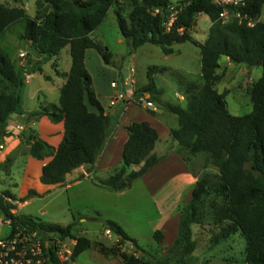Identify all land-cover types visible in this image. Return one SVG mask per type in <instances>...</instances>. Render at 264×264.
<instances>
[{"label": "trees", "instance_id": "obj_1", "mask_svg": "<svg viewBox=\"0 0 264 264\" xmlns=\"http://www.w3.org/2000/svg\"><path fill=\"white\" fill-rule=\"evenodd\" d=\"M44 4L49 6V12L42 10ZM123 5L118 0H38V13L32 18L24 8L0 3V36L14 24L25 22L22 38L35 45L41 55L56 57L63 49H70L72 65L60 91L59 104L31 113L32 117L46 116L53 123L63 121L65 127L57 149L34 135L30 138V155L40 161L50 159L42 169L40 182L48 187L62 186L71 173L81 166H95L100 157L113 116L105 113L96 96L85 56L88 49H96L105 64H111L112 54L92 35L103 24L108 12L116 7L120 31L130 41L132 52L151 44L171 55L174 45L187 42L202 51L200 82H179L186 107L162 100L163 91L157 88L152 76L164 68H149L150 83L136 92V96L150 95L151 101L177 117L178 127L171 130V136L178 143V153L183 161L188 164L193 158L205 155L218 169L217 174L206 172L197 179L189 202L180 208L178 235L164 255L155 257V263H192L197 248L192 227L204 223L208 214L219 227L211 239L212 247L240 232L246 239L245 264H264V22L260 20L264 0H249L244 10L256 21L254 27L237 20L222 24L219 20L221 9L211 0H191L169 33L163 30V18L152 14V9L165 5V1L131 0L128 21L123 16ZM201 14L208 15L213 23L204 44L196 42L190 34ZM179 28H185V31L181 34ZM222 57L235 64L263 69L262 76L249 90L253 111L248 115H232L227 106V94L216 89ZM0 79L8 84L7 91L0 92L1 141L9 135L10 117L19 110L20 90L24 83L22 73L16 71L1 46ZM127 132L129 138L124 146L122 165L112 176L97 184L109 191L121 192L130 188L134 181L147 176L163 160L154 153L159 134L149 123H131ZM133 167L139 169L132 170ZM38 195L30 190L28 197ZM26 200H19L10 191L0 192V216L12 221L14 232L19 227L60 239H74L73 261L94 246L91 240L75 236V222L68 226L47 224L32 216L12 212L16 210L15 203ZM106 226L120 238L121 245L130 242L136 251L145 252L117 222L108 221ZM153 237L157 244H163V231L155 232ZM100 251L105 256L119 255L127 264H154L151 260H137L122 254L117 248L101 247ZM49 258L53 264H60L52 249Z\"/></svg>", "mask_w": 264, "mask_h": 264}, {"label": "rangeland", "instance_id": "obj_2", "mask_svg": "<svg viewBox=\"0 0 264 264\" xmlns=\"http://www.w3.org/2000/svg\"><path fill=\"white\" fill-rule=\"evenodd\" d=\"M36 0H0V3H9L13 6H26L29 13L34 9V3ZM123 16L129 20L131 0H123ZM116 7L110 10L109 15L106 17L103 24L95 30L93 38L106 47L112 54L111 64L107 65L110 69L121 71L125 63L129 66L128 58L132 55V46L129 40L124 38L121 33L118 19L115 13ZM260 20L264 22V6L262 8ZM23 25H16L13 31L8 34H14V30L23 31ZM16 33V32H15ZM12 38L16 39V37ZM122 40V44L118 40ZM23 44V41H20ZM180 48L181 54L171 57L168 62H161L160 56H152L146 54V49L139 51L138 59L140 63H167L168 65L178 66L183 69H196V57L195 47L187 43L185 45H176ZM9 54H13L15 48L13 45L7 47ZM158 50H161L160 48ZM102 58V57H101ZM103 60V59H102ZM241 65L235 64L232 68L222 67L221 71L225 73L226 87L229 88L228 95H230L228 109L234 116H244L252 113L253 104L251 102L249 90L251 86L262 76V67H252L254 72L253 76L248 78L245 76V72H240L239 68ZM244 68V67H242ZM146 71L144 69H138V74L135 76L138 83L145 77ZM183 73V72H182ZM108 75V74H107ZM125 75V71H123ZM184 75L181 72H171L169 75V82L174 81L179 85L181 80L184 81ZM193 80L196 82L194 76ZM109 80L114 79L120 81L119 73L116 77L108 76ZM251 78L253 81H251ZM221 81V77H220ZM200 82V81H199ZM167 84V83H166ZM180 86V85H179ZM167 96L172 95L171 88L166 85ZM227 97V96H226ZM227 101V100H226ZM182 107H186V103L180 104ZM33 132L25 131L23 138V147L29 144ZM6 137V136H5ZM0 141V145H4L7 142L6 138ZM10 145V144H9ZM3 149H0L2 151ZM24 160H17L12 166L11 179L5 174L8 171L6 166H0V192H4L7 188L18 197L20 189L13 187L16 184L22 187V180L24 174L25 163ZM11 162V161H10ZM191 171L197 176V179L204 175L206 172L217 174L218 169L211 165L208 161L207 156L199 155L193 158L188 164ZM3 169V170H2ZM133 170V169H132ZM115 170L110 172H101L96 175L91 174L90 171L84 173V176H89L91 180H84L80 186L74 187L71 190H64L62 187H54L48 192L43 194L41 198L30 197L28 201L30 203L25 206V202H17L16 210L19 206H24L22 210H18L19 216H32L47 224H56L61 226H68L75 222L76 227L74 234L77 237H85L94 244V246L85 252H83L75 261L70 256L69 260L64 258L62 264H123L121 257L108 254L103 255L101 253V247L117 248L122 254L131 256L133 249L130 247V242L121 245L120 238L111 234L106 235L105 230L107 229L106 223L108 221L117 222L123 227L126 233L135 239L143 250L144 253L140 252V259L151 260L156 264L155 257L162 256L167 251V247L172 242L171 235L168 237L166 244L159 245L154 239V233L162 231V216L161 213L167 203L172 201L177 192L182 190L183 193H187V188L182 187L181 184L171 183L168 185H160L161 179H166L165 176H161L158 171L152 173V175L136 180L132 183L131 187L121 191L113 192L103 187L96 188L94 184L102 180L108 179L114 174ZM32 177L29 178V182L32 184L36 183V177L38 173L32 172ZM150 181V183H148ZM17 182V183H16ZM164 200L169 202L163 203ZM210 201L206 202L208 205ZM206 209H208L206 207ZM12 211L17 214V211ZM210 214V213H209ZM2 217V216H0ZM85 218L86 221L81 224L80 219ZM193 239L196 242L197 248L192 255V263L190 264H245L246 262V239L238 232L231 237L228 241H225L215 247L211 246V239L219 231V227L214 223L212 217L207 214L204 223L199 225H193ZM11 232V228L6 222H0V241L5 240ZM169 233V232H168ZM169 235V234H168ZM73 239L68 238L64 241L63 251L74 247ZM147 263V262H145Z\"/></svg>", "mask_w": 264, "mask_h": 264}, {"label": "crops", "instance_id": "obj_3", "mask_svg": "<svg viewBox=\"0 0 264 264\" xmlns=\"http://www.w3.org/2000/svg\"><path fill=\"white\" fill-rule=\"evenodd\" d=\"M37 1L38 0L35 1L34 9L30 13L26 6H13L9 3H5L3 5L12 8H24L27 14L34 18L38 13ZM42 10L49 12L50 8L47 4H44ZM109 13L110 11L108 12L107 16ZM18 24L24 26L23 31L18 32L14 30V34H8L10 31H13L14 27H16ZM212 25L213 23L208 15H199L190 31L192 38L199 44H204L209 37V32ZM24 32L25 22H19L9 27L4 32V34L0 36V46L7 53L16 71L22 73L24 82L20 90L19 110L16 114H13L10 117L8 122L9 135L5 137L7 142L4 145V149L0 151V166H6V161L9 159V163L6 167L8 168V171H6L5 174L10 177L12 173V166L17 162V160L25 159L22 187H19L18 184L13 186L20 189L18 197L11 191V187L7 188L5 191H10L19 200L26 198L27 200L24 203L26 206L30 203V201H28V194L30 190H34L39 194L38 196L32 198H41L43 194L54 187L44 186L40 182L42 169L50 161V159L47 158L42 161L34 159L30 155V145L27 144V146L23 147V134L25 131L33 132L34 138L35 136L38 137L55 149H57L61 144L65 133L64 122L61 121L59 123H53L46 116L32 117L31 113L38 111L42 107L59 104L60 91L67 81V74L70 72L72 60L69 47L63 49L60 55L56 57L41 55L37 51L35 45L25 41L22 38ZM10 35L16 37V39L12 38ZM20 41H23V44L21 43L20 45ZM118 41L120 44H122L121 39ZM187 43L193 45L190 42ZM187 43L177 45H185ZM10 45H13L15 48V51L12 55L9 54L7 50V47ZM193 47L196 49L194 54L197 62L196 69L194 70L183 69L178 66L168 65L167 63L149 62L142 64L138 59L139 51L146 49L144 50L146 51V54L158 56V54L161 53V55H164L160 56V60H162L161 62H168L171 60V57L181 54L180 48H177L176 45H174V53L171 55L164 54L160 47L151 44H147L136 52L132 53V55L127 57L128 59L126 60L128 61L129 66L135 68L136 75L138 74L139 68L146 71L145 77L140 84L138 83L137 79H135L133 85L134 90L136 92L141 91L150 83L148 78V70L149 68L156 66L160 69H165L163 71H157L152 76L153 82L157 88L163 91L162 100L174 105H180L183 102L186 103V98L181 92L179 85L174 81L169 82V75L171 72L179 71L182 75H184L183 77L185 78L183 79L186 81L195 82L191 76L195 77L197 80L196 82L201 80L202 51L198 46L193 45ZM159 48L161 50H158ZM23 53L27 54L25 60H22L20 57V55ZM219 64L220 68L217 71V74L221 77V81L217 83L216 89L219 93H228L229 88L226 87V84H224L227 79L224 78L225 73L221 71V68H232L235 63L231 62L227 57H222L219 61ZM85 65L92 77L94 91L99 102L101 103V106L103 107L106 114L113 116V119L109 129L107 130V139L105 145L95 166H81L67 177L64 185L58 187H62L66 191L71 190L74 187L80 186L84 180H91L89 176H84V173L87 171H90L93 176L101 172H110L111 170L119 168L122 165L124 146L129 138L127 127L131 123H149L154 129L157 130L159 134V140L156 144L154 153L158 157L163 158V160L147 176H150L152 173L158 171L161 176L166 177V179H161L162 181L160 185L165 186L171 183H178L181 184L182 187L187 188L186 194L180 190L177 192V195L172 201H163L164 204L166 202L169 203L166 204L161 213V228L163 229L162 231L165 235L162 245L166 244L168 237L171 235L173 239L171 244L167 247L170 249L178 235L180 208L189 202L194 185L197 182V176L191 171L187 163L183 161L181 155L178 153V143L174 141L171 136V130L178 127V119L175 115L165 111L158 104L151 101L150 95L146 94H144L145 97L147 100L155 104L156 110L135 105L129 100L122 102L115 107H111L110 101L116 92V89H113L111 84L116 80H109L108 76L116 77L119 73L121 81L125 76L123 75L124 68L127 66L124 63L120 72L116 71L115 69L108 68V66L104 64L100 54L96 49H88L86 51ZM238 65H241V68H239L240 72H245L247 81L248 78L256 73L254 72L255 70L247 67L244 64ZM251 81H253L252 78ZM166 85H169L171 88L172 95L170 97L166 94ZM7 89L8 84L0 79V92L7 91ZM230 95L231 93H229L226 97L228 106ZM90 109L93 110L91 106ZM132 169L138 170L139 167H133ZM33 171L38 173L35 184L29 182V178L32 177L31 174ZM147 176H145V178ZM148 183H150V181H148ZM94 186L96 188H100V186L97 184H94ZM23 207L24 206L18 207L16 210L17 215L18 210H22ZM85 221V218L80 219L81 224H83Z\"/></svg>", "mask_w": 264, "mask_h": 264}, {"label": "built area", "instance_id": "obj_4", "mask_svg": "<svg viewBox=\"0 0 264 264\" xmlns=\"http://www.w3.org/2000/svg\"><path fill=\"white\" fill-rule=\"evenodd\" d=\"M165 1V5L154 7L152 14L155 17L163 18V30L166 33L171 32L174 26L177 24L180 16L183 14L187 6L190 5L191 0H162ZM249 0H211V2L221 9L219 20L222 24H228L234 20L239 23L246 22L249 27H254L256 21L253 20L248 13L244 10L247 8ZM118 3H123V0H118ZM185 28H179L178 32L183 33ZM27 54L20 55L22 60H25ZM125 76L121 81H113L111 86L116 89L114 96L110 101V106L115 107L118 104L129 100L135 105L146 107L151 110H156V106L153 102L147 100L144 94L136 96V91L133 88L136 70L134 67L127 66L124 68ZM0 149H3V145H0ZM6 222L11 228L10 235L0 241V264H53L50 260V250L55 253L56 258L62 264V260L65 256L66 260L70 259L73 255V248L63 251L64 241L66 239H60L52 234H45L40 231H30L25 228L17 227L15 232L12 228V221L5 220L4 217H0V222ZM106 235L114 234L110 229L105 230ZM115 235V234H114ZM74 246L76 241L73 239ZM130 247L133 249L131 256L137 260H140V252L130 243ZM127 264V263H123ZM149 264V263H139Z\"/></svg>", "mask_w": 264, "mask_h": 264}, {"label": "water", "instance_id": "obj_5", "mask_svg": "<svg viewBox=\"0 0 264 264\" xmlns=\"http://www.w3.org/2000/svg\"><path fill=\"white\" fill-rule=\"evenodd\" d=\"M124 38H126V37L124 36Z\"/></svg>", "mask_w": 264, "mask_h": 264}]
</instances>
